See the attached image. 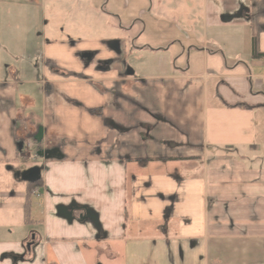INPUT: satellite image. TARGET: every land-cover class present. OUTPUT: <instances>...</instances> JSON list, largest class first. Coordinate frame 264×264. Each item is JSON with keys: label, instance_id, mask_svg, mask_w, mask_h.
I'll return each instance as SVG.
<instances>
[{"label": "crops", "instance_id": "1", "mask_svg": "<svg viewBox=\"0 0 264 264\" xmlns=\"http://www.w3.org/2000/svg\"><path fill=\"white\" fill-rule=\"evenodd\" d=\"M16 2L0 264H264V0Z\"/></svg>", "mask_w": 264, "mask_h": 264}, {"label": "rangeland", "instance_id": "2", "mask_svg": "<svg viewBox=\"0 0 264 264\" xmlns=\"http://www.w3.org/2000/svg\"><path fill=\"white\" fill-rule=\"evenodd\" d=\"M2 1V2H1ZM0 14L2 15L1 18V24H3V27H7L8 29L7 32H3L2 34H0V43L1 44H7L9 47L11 45V47L14 49L13 53L14 57L12 55H2V53H0V56L2 57V60L4 59V62L2 63V66L5 65H15V61L17 60V55H19L20 53H22V50L19 48L20 46H23L24 44L30 47L29 51L26 52L27 56H35L36 53L38 52V44H37V33L38 31L41 32V30H38V27L35 28L33 26H26V33L21 34L20 30L17 31V29H15L17 26H10V24L12 22H10L12 20V18H10V13L12 12H16L18 9H20L21 6H19V2L17 4L16 0H0ZM25 4H22V9L24 11H26V7H24ZM29 11H31L30 9H28ZM10 23V24H9ZM16 30V31H14ZM24 40V42H23ZM25 58V57H24ZM19 60V59H18ZM25 60H29L28 58H25ZM25 158H27L26 160L30 163H26V162H21L19 161V163H17V165L15 166L16 168H21V169H26L25 172H27V168L36 161L37 156L29 149L26 148V156ZM2 167V166H1ZM0 167V168H1ZM31 169V168H30ZM25 172H19L18 170L13 172V173H8L6 174V178L4 181H1L0 184V190H6V191H16L19 190L20 187L22 186L21 184H23V174ZM7 214L5 213H1L0 214V236H3V232L5 230H7V228H5V220L8 219L10 217H7ZM12 217V216H11ZM12 224H14V227H19V219H16L15 217H12V219H10V221H8ZM31 227L28 228V230Z\"/></svg>", "mask_w": 264, "mask_h": 264}, {"label": "water", "instance_id": "3", "mask_svg": "<svg viewBox=\"0 0 264 264\" xmlns=\"http://www.w3.org/2000/svg\"><path fill=\"white\" fill-rule=\"evenodd\" d=\"M22 178L25 182H36L39 178V170L37 168H32L25 172Z\"/></svg>", "mask_w": 264, "mask_h": 264}, {"label": "trees", "instance_id": "4", "mask_svg": "<svg viewBox=\"0 0 264 264\" xmlns=\"http://www.w3.org/2000/svg\"><path fill=\"white\" fill-rule=\"evenodd\" d=\"M28 188H27V197L30 195L32 189H34L35 187H37L39 185V181L37 182H33V183H28Z\"/></svg>", "mask_w": 264, "mask_h": 264}]
</instances>
